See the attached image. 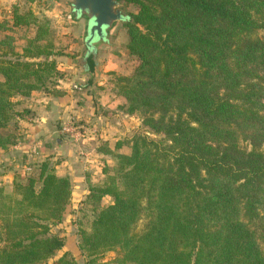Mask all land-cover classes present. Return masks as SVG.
<instances>
[{"label":"trees","instance_id":"obj_1","mask_svg":"<svg viewBox=\"0 0 264 264\" xmlns=\"http://www.w3.org/2000/svg\"><path fill=\"white\" fill-rule=\"evenodd\" d=\"M124 2L137 6L124 15L136 63L112 71V90L154 136L98 146L112 161L85 199H112L78 227L85 264H264V0ZM10 15L0 21V149L19 140L9 128L25 111L18 96L49 88L63 54L49 19L16 4ZM14 27L32 28L20 47ZM33 167L9 191L0 185V264H44L63 245L49 229L70 179L49 158ZM107 250L116 255L102 259ZM74 263L65 251L47 264Z\"/></svg>","mask_w":264,"mask_h":264},{"label":"rangeland","instance_id":"obj_2","mask_svg":"<svg viewBox=\"0 0 264 264\" xmlns=\"http://www.w3.org/2000/svg\"><path fill=\"white\" fill-rule=\"evenodd\" d=\"M13 1V2H12ZM71 0H0V21L10 23V5L16 4L18 7L23 9H31L40 18L49 19V27L51 29V37L55 40L57 46L63 51V54L67 52L68 56L73 58L80 56L83 50V43H85V16L79 17L75 16L71 7ZM122 6L123 14L126 15L137 10V6L133 3H125L124 0L120 1ZM125 19L118 20L109 30L108 38L105 44H101L98 47L97 59L99 62V72H94L93 84L97 87L99 94V100L101 101V108L94 106V104L86 103L84 108L76 112L78 115L69 117L68 122L71 121V127H76L83 131V128L87 124H95L96 128L93 129L90 136L95 138L94 132H100L104 137L107 134L111 135L113 138L110 143L113 145L116 142V137L122 139L131 136L136 131H146L150 135L154 134L151 129L143 123L142 115L139 112L128 113L124 109H120L118 105L123 103L124 99L120 95L116 94L112 90L114 85V74L112 71L117 73H130L136 63V57L132 54H128L125 51V42L127 40L126 25L124 23ZM13 35L19 42H24V35L32 33V28L24 30V28H13ZM89 51V49H88ZM72 52V53H71ZM88 53V52H87ZM62 54V56H63ZM58 56V55H56ZM59 68V67H58ZM68 74V70H64L62 74ZM84 82L83 78H81ZM17 107H20L17 105ZM24 118L27 117L24 111ZM93 113H98L94 115ZM68 125V127H69ZM92 126V125H91ZM104 133V134H103ZM100 136V135H99ZM98 136V138H99ZM107 139H110L108 137ZM95 140V139H94ZM100 140V139H99ZM75 141V140H74ZM72 142L69 140V143ZM101 140L96 141L93 145L100 144ZM240 144L242 147L249 149L251 147L250 142L246 139H241ZM44 143H35L31 147L32 151V161L25 163L24 160L18 161L19 166L16 169L18 178H25L27 175L33 173L34 160L39 159V151ZM55 146V144H54ZM80 149L85 147L89 153L75 152V159L79 163L81 171L86 172L89 177L86 179L85 185L87 186L89 182L98 180L100 173V156L93 155L90 151L92 146L88 142H80ZM52 147V146H51ZM121 150H128L125 145L121 147ZM77 151V150H76ZM79 151V150H78ZM35 154V155H34ZM41 154V153H40ZM50 155V154H49ZM82 155V156H81ZM34 156V157H33ZM20 158V157H19ZM54 158V157H53ZM51 159V158H50ZM100 159V160H99ZM105 159V158H104ZM94 164L95 167L89 166V168L84 166V162ZM109 157V162L111 163ZM27 165H31L33 169L26 168ZM100 179V178H99ZM39 185V184H38ZM77 187V186H76ZM88 189L82 193L75 191V194L70 199V202L66 206L64 214L60 221L51 224L49 229V234H57L63 239V245L61 248L54 251L53 255L49 257L44 264L51 262L54 258L67 251L75 259L74 264H85L86 254L79 247V225H88L91 218L96 213L102 205L108 203L112 198L109 195L103 196L99 201H90L85 199V194ZM144 219H140L135 228L142 226ZM1 227H0V244H1ZM116 255L115 250H107L100 255L102 259H111Z\"/></svg>","mask_w":264,"mask_h":264},{"label":"crops","instance_id":"obj_3","mask_svg":"<svg viewBox=\"0 0 264 264\" xmlns=\"http://www.w3.org/2000/svg\"><path fill=\"white\" fill-rule=\"evenodd\" d=\"M4 33L5 30L0 28V37ZM16 43L20 47L24 42L22 39V42L18 43L16 40ZM84 44L80 56L73 58L68 56L67 52L63 56L62 54L56 56L60 73L53 78V82L48 84L49 88L34 89L29 95L18 96L20 99L18 104L20 107L18 108L29 114H26L27 117L24 118L25 113H22L21 116H17L11 121L9 128L17 132L19 140L7 149H0V185H3L5 190L9 191L12 187L13 179L17 175L16 169L20 163L18 161L24 160L25 163H28L33 160L31 147L36 142L44 143V145L41 146L39 151L41 154L37 155L39 159L37 160L36 157L35 163L45 158H51L55 172L69 177L71 198L75 191L82 193L88 189V185L86 186L85 183L90 174L87 175L86 172L81 171L80 165L75 159L76 154H74L75 152L89 153L85 147L80 149V142H88L92 146L90 151L93 155L100 156L99 178L103 176L101 166L104 158L108 163L110 162L108 154L100 150L98 146L102 143H108L109 146L113 147L115 143L113 145L110 143L113 137L109 134L102 137L100 132L93 133L95 138L90 136L91 130L97 129L95 124H91L92 126L87 124L82 132L79 130L81 135L78 139L73 138L71 131L67 130L68 125H71V121L68 122L69 117L66 119L67 115L72 118L78 115L76 112L83 109L88 102L94 106L97 105L99 108L103 106L99 100L100 93L92 82L94 81V72H99L98 47L105 42L96 46L95 55L91 54ZM64 70H68L67 75L66 73L62 74ZM81 78L84 82L80 81ZM57 90L58 92H56ZM93 114L97 115L98 113ZM70 125L68 128H71ZM108 137L110 139H107ZM118 138L116 137V141ZM99 139L101 140L100 144L94 147L93 144L96 141L99 142ZM69 140L72 142L69 143ZM90 162L93 161L83 164L87 168L89 166L95 167Z\"/></svg>","mask_w":264,"mask_h":264},{"label":"water","instance_id":"obj_4","mask_svg":"<svg viewBox=\"0 0 264 264\" xmlns=\"http://www.w3.org/2000/svg\"><path fill=\"white\" fill-rule=\"evenodd\" d=\"M121 0H71L70 7L75 16H85L87 34L85 43L95 55L96 46L106 42L109 30L118 20L124 19ZM87 52V51H86Z\"/></svg>","mask_w":264,"mask_h":264},{"label":"built area","instance_id":"obj_5","mask_svg":"<svg viewBox=\"0 0 264 264\" xmlns=\"http://www.w3.org/2000/svg\"><path fill=\"white\" fill-rule=\"evenodd\" d=\"M70 129H71V130H70ZM67 130H68V131H71L72 137L75 138V139H78L79 136L81 135V133L79 132V129H77L76 127H75V128H73V127L68 128V127H67ZM26 168L30 169L31 166H30V165H27Z\"/></svg>","mask_w":264,"mask_h":264},{"label":"flooded vegetation","instance_id":"obj_6","mask_svg":"<svg viewBox=\"0 0 264 264\" xmlns=\"http://www.w3.org/2000/svg\"><path fill=\"white\" fill-rule=\"evenodd\" d=\"M86 25V24H85ZM85 27H87V25L85 26ZM85 32H86V34H87V28H85ZM85 45V48H88L89 49V47L86 45V43L84 44ZM92 54V53H91Z\"/></svg>","mask_w":264,"mask_h":264}]
</instances>
